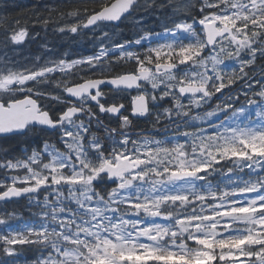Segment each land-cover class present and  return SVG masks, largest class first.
Returning <instances> with one entry per match:
<instances>
[{"label": "snow or ice", "instance_id": "snow-or-ice-1", "mask_svg": "<svg viewBox=\"0 0 264 264\" xmlns=\"http://www.w3.org/2000/svg\"><path fill=\"white\" fill-rule=\"evenodd\" d=\"M29 24L95 50L21 62ZM0 264H264V0L0 15Z\"/></svg>", "mask_w": 264, "mask_h": 264}, {"label": "trees", "instance_id": "trees-1", "mask_svg": "<svg viewBox=\"0 0 264 264\" xmlns=\"http://www.w3.org/2000/svg\"><path fill=\"white\" fill-rule=\"evenodd\" d=\"M65 2H66V0H0V15H6L9 17V19H13L15 17L24 16L25 14H27L29 12V10L34 5H40L42 7L44 4H50V5L51 4H59L61 7H63ZM22 22H23V20H22ZM29 28L31 29L33 35H35V33H37V32L40 33L38 36H36V39L38 41H41L40 35L43 36V34H47V32L41 30L39 27L33 28L31 24H29ZM81 38H83V36L77 37V39H78L77 44L79 42H81ZM86 41H88V39ZM86 41L85 42L82 41V44L84 46L88 45V43H86ZM26 43H28V42H26ZM26 43H24L22 46H19L18 48H22ZM34 45H35V43L32 44V46H34ZM64 47H65L64 43H62L61 46L58 47V52H57L58 56L63 54ZM90 48H91V51H89V52L85 51L84 48H82V47L77 51H82L83 52L82 55L86 56V55L92 54V52L95 50L93 48L92 44H91ZM61 50H62V52H60ZM140 123H142V122H140ZM142 125H143V123H142ZM140 128L141 129H150V125L147 124L146 126H141ZM169 134H171V133H169ZM163 135H164L163 130H161L160 137L162 138ZM26 139L27 138H25V137L13 138L7 142L6 146L13 151H17V150L22 149L26 146L24 144V141ZM210 179H213V181L215 182V180L217 178L211 177ZM26 204H27L26 200H20L18 202H14V203L9 204L7 207L9 210L17 209L19 212H21L23 214L24 217H26L27 215H29V213L25 207ZM25 258L28 260H31L33 257H32L31 253H27L26 257H22L21 260L23 261Z\"/></svg>", "mask_w": 264, "mask_h": 264}, {"label": "rangeland", "instance_id": "rangeland-1", "mask_svg": "<svg viewBox=\"0 0 264 264\" xmlns=\"http://www.w3.org/2000/svg\"><path fill=\"white\" fill-rule=\"evenodd\" d=\"M132 35L133 33H132V29L130 25L127 27L125 25H121L120 36L118 37V39H131ZM34 36H35V39H30L28 43H26L22 48H17L15 52H10L9 55L13 56L14 59H17L21 62L31 63L36 56H41L43 58L58 56L57 54L58 47L61 46L62 43H64L65 47H64L63 53L65 51H71L74 57L75 55L83 54L82 51H77L81 47L84 48L85 51H88V52L91 51L90 46L93 43L88 38V36L85 35L83 36V38H81V42L77 44L78 42L77 38L74 40L69 39L67 36H61L58 33H53L51 29L47 31V34H43V36L40 35L41 41H38L36 39V35ZM87 39L88 41H86ZM82 41L83 42L86 41L88 45L84 46L82 44ZM33 43H35L34 46H32ZM45 44H47V49L41 47V45H45ZM48 49H51V51H49ZM60 52H62V50ZM73 57H69V58H73ZM213 178L218 179V177H213ZM28 217L29 215H27L25 218H28ZM13 223H17V222L14 221Z\"/></svg>", "mask_w": 264, "mask_h": 264}, {"label": "flooded vegetation", "instance_id": "flooded-vegetation-1", "mask_svg": "<svg viewBox=\"0 0 264 264\" xmlns=\"http://www.w3.org/2000/svg\"><path fill=\"white\" fill-rule=\"evenodd\" d=\"M140 122H142L143 125H142V123H140ZM137 124H138V127H139V128H140L141 126H146V125H147V124H146L145 122H143V121H138ZM140 129H141V128H140Z\"/></svg>", "mask_w": 264, "mask_h": 264}]
</instances>
